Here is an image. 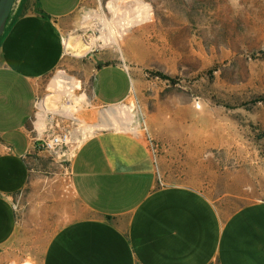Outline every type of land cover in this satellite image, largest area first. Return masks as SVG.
<instances>
[{
  "label": "crops",
  "instance_id": "crops-1",
  "mask_svg": "<svg viewBox=\"0 0 264 264\" xmlns=\"http://www.w3.org/2000/svg\"><path fill=\"white\" fill-rule=\"evenodd\" d=\"M81 2L18 0L0 37V264H264V199L232 207L158 183L147 142L114 118L133 89L127 67L51 75ZM62 126L83 135L67 188L39 148Z\"/></svg>",
  "mask_w": 264,
  "mask_h": 264
},
{
  "label": "rangeland",
  "instance_id": "rangeland-1",
  "mask_svg": "<svg viewBox=\"0 0 264 264\" xmlns=\"http://www.w3.org/2000/svg\"><path fill=\"white\" fill-rule=\"evenodd\" d=\"M65 33L71 52L53 77L111 62L130 71L114 118L147 142L159 184H191L232 207L264 199V0H82ZM65 134L40 150L67 188L83 135L62 126L44 139Z\"/></svg>",
  "mask_w": 264,
  "mask_h": 264
},
{
  "label": "water",
  "instance_id": "water-1",
  "mask_svg": "<svg viewBox=\"0 0 264 264\" xmlns=\"http://www.w3.org/2000/svg\"><path fill=\"white\" fill-rule=\"evenodd\" d=\"M16 1L17 0H0V37L5 30Z\"/></svg>",
  "mask_w": 264,
  "mask_h": 264
},
{
  "label": "built area",
  "instance_id": "built-area-1",
  "mask_svg": "<svg viewBox=\"0 0 264 264\" xmlns=\"http://www.w3.org/2000/svg\"><path fill=\"white\" fill-rule=\"evenodd\" d=\"M68 138V135H58L54 136L50 139H43L41 140V143L39 144V148H44L47 150L54 149L58 145L63 144Z\"/></svg>",
  "mask_w": 264,
  "mask_h": 264
},
{
  "label": "bare ground",
  "instance_id": "bare-ground-1",
  "mask_svg": "<svg viewBox=\"0 0 264 264\" xmlns=\"http://www.w3.org/2000/svg\"><path fill=\"white\" fill-rule=\"evenodd\" d=\"M71 81L74 84V86L77 85V82L75 81V79L73 77L71 78ZM66 113H67V115H72V113L70 111L69 112H66ZM25 264H30V263L29 262H25Z\"/></svg>",
  "mask_w": 264,
  "mask_h": 264
}]
</instances>
